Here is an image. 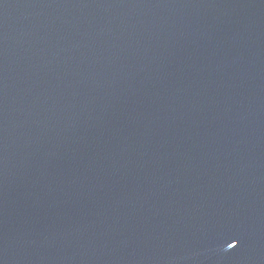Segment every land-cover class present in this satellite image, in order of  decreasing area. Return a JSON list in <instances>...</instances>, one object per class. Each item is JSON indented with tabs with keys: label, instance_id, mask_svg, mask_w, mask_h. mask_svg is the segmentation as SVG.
I'll return each instance as SVG.
<instances>
[{
	"label": "water",
	"instance_id": "water-1",
	"mask_svg": "<svg viewBox=\"0 0 264 264\" xmlns=\"http://www.w3.org/2000/svg\"><path fill=\"white\" fill-rule=\"evenodd\" d=\"M0 264H264V0H0Z\"/></svg>",
	"mask_w": 264,
	"mask_h": 264
},
{
	"label": "snow or ice",
	"instance_id": "snow-or-ice-1",
	"mask_svg": "<svg viewBox=\"0 0 264 264\" xmlns=\"http://www.w3.org/2000/svg\"><path fill=\"white\" fill-rule=\"evenodd\" d=\"M235 245H232V247H234Z\"/></svg>",
	"mask_w": 264,
	"mask_h": 264
}]
</instances>
